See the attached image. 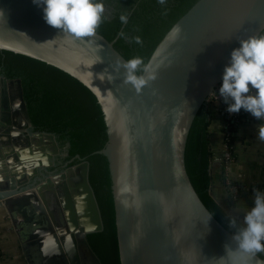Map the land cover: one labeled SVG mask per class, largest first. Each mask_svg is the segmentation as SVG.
Listing matches in <instances>:
<instances>
[{"label": "water", "instance_id": "water-1", "mask_svg": "<svg viewBox=\"0 0 264 264\" xmlns=\"http://www.w3.org/2000/svg\"><path fill=\"white\" fill-rule=\"evenodd\" d=\"M263 33L264 0H196L154 47L146 64L157 78L137 92L115 40L55 29L33 0H0V50L67 72L101 106L107 141L96 152L108 160L120 264H220L224 245L235 248L233 232L213 215L207 222L211 212L189 179L184 149L197 111L219 94L231 50ZM57 151L53 133L33 131L21 80L0 74V206L26 262L102 264L87 240L103 228L89 162L75 155L78 164L30 181ZM250 264L264 260L255 254Z\"/></svg>", "mask_w": 264, "mask_h": 264}, {"label": "trees", "instance_id": "trees-1", "mask_svg": "<svg viewBox=\"0 0 264 264\" xmlns=\"http://www.w3.org/2000/svg\"><path fill=\"white\" fill-rule=\"evenodd\" d=\"M195 1L166 0V4L161 5L158 0H102L104 14L96 32L110 41L115 40L114 47L127 60L140 57L146 64L165 32ZM165 11L167 14H164ZM122 15L127 17V23L121 22ZM121 33L124 35L121 36ZM135 37H140L142 42L136 43ZM0 74L21 80L33 131L53 133L60 146L68 142L67 158L79 155L89 162L88 179L98 203L103 228L88 234L87 240L102 264H120L108 160L96 152L105 146L107 134L103 112L95 94L67 72L9 50H0ZM220 104L211 100L197 111L186 138L184 163L203 204L220 224L233 232L235 229L230 228L228 223V218L232 216L211 195L215 192L209 129L213 111L217 109L225 118ZM246 113L241 109L229 120V143H232L234 131ZM78 161L73 159L70 165ZM223 169L224 163L220 164L221 176L217 185L227 188ZM236 221L238 227L243 226L238 219ZM256 254L264 260V251Z\"/></svg>", "mask_w": 264, "mask_h": 264}, {"label": "clouds", "instance_id": "clouds-1", "mask_svg": "<svg viewBox=\"0 0 264 264\" xmlns=\"http://www.w3.org/2000/svg\"><path fill=\"white\" fill-rule=\"evenodd\" d=\"M33 2L43 7V19L49 26L78 38L94 36L102 23V0ZM158 3L164 5L166 0H158ZM120 20L127 23L126 16L122 15ZM172 33L179 37L181 27L175 25ZM135 42L142 41L140 37H135ZM121 66L125 70L126 82H130L137 92L157 78V68L145 64L140 57H133ZM138 70L145 75L138 76ZM219 95L227 105L228 113H238L243 109L256 120L264 119V34L239 39V47L231 50L228 63L224 66ZM258 138L264 141V124L258 128ZM253 192V207L244 214L243 226H237L234 216L228 218L229 227L235 229L230 237V241L235 242V248L229 243L224 245L225 254L219 257L220 264H250L252 256L264 251V191L254 189ZM211 215L209 213L207 222Z\"/></svg>", "mask_w": 264, "mask_h": 264}, {"label": "crops", "instance_id": "crops-1", "mask_svg": "<svg viewBox=\"0 0 264 264\" xmlns=\"http://www.w3.org/2000/svg\"><path fill=\"white\" fill-rule=\"evenodd\" d=\"M216 110L213 111V120L209 129V142L213 157L221 158L224 149L225 118ZM262 124L264 119L256 120L247 112L234 131L231 143L233 160L225 171L229 180L237 185L236 193L218 187L217 180L221 176L220 163L214 162L211 168L216 194L213 193V196L224 208L234 211L242 223L244 214L253 207V190L264 191V141L258 138V128ZM0 264H28L7 212L2 206H0Z\"/></svg>", "mask_w": 264, "mask_h": 264}, {"label": "built area", "instance_id": "built-area-1", "mask_svg": "<svg viewBox=\"0 0 264 264\" xmlns=\"http://www.w3.org/2000/svg\"><path fill=\"white\" fill-rule=\"evenodd\" d=\"M211 100L218 101L220 102V106L223 108L224 113H225V119H224V125H223V143H224V149L222 152V157L221 158H216L212 157V164L214 162H218L220 164L224 163V169H223V175L225 176V186H227V189H229L231 192L236 193L238 191L237 185L233 184L229 178L226 176V168L228 164L233 160L232 152H231V143H229V135L230 132L228 131V126H229V120L235 116L236 113H228L226 111L227 105L222 103L220 101V95L215 94L212 96V98L208 101L210 103ZM211 192V190H210ZM227 211H229L228 208H225Z\"/></svg>", "mask_w": 264, "mask_h": 264}, {"label": "flooded vegetation", "instance_id": "flooded-vegetation-1", "mask_svg": "<svg viewBox=\"0 0 264 264\" xmlns=\"http://www.w3.org/2000/svg\"><path fill=\"white\" fill-rule=\"evenodd\" d=\"M57 141V140H56ZM68 142H65V144L63 146H60L59 143L57 142L58 145V151L56 154L53 155V165H49L46 166L44 168H46V170H41L39 168L38 173L33 176L30 181H38L37 179L39 177H47L50 175H58L60 173H62L64 170H66L68 167L74 165V164H78L80 161L71 164L70 163L73 161V158H67L68 154L66 155L67 152V145ZM49 201L51 202L52 199L49 198ZM52 203V202H51Z\"/></svg>", "mask_w": 264, "mask_h": 264}]
</instances>
